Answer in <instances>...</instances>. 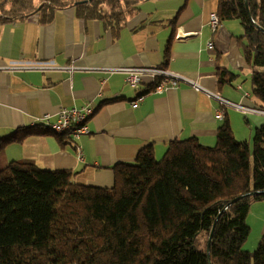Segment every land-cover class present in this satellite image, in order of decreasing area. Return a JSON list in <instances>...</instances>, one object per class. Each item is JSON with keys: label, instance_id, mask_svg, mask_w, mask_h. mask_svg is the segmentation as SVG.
<instances>
[{"label": "crops", "instance_id": "crops-1", "mask_svg": "<svg viewBox=\"0 0 264 264\" xmlns=\"http://www.w3.org/2000/svg\"><path fill=\"white\" fill-rule=\"evenodd\" d=\"M216 10L217 0L142 2L116 39L98 22L79 19L73 8L56 12L47 25L35 16L0 24V171L30 161L41 171H69L75 184L108 188L114 184V168L133 164L140 150L151 147L159 160L174 141L195 139L214 147L226 121L234 138L251 150L263 114L222 108L218 119V101L187 85L156 94L150 92L154 79L148 74L134 89L123 71H109L163 68L231 103L252 107L251 71L238 41L243 29L228 20L213 31L209 18ZM18 63H55L75 70H8ZM220 70L233 75L222 85ZM72 107L94 111L86 123L88 134L75 143L53 135L41 121L47 115L53 123L60 109ZM246 223L250 234L243 250L252 252L264 235V201L251 205Z\"/></svg>", "mask_w": 264, "mask_h": 264}, {"label": "trees", "instance_id": "trees-1", "mask_svg": "<svg viewBox=\"0 0 264 264\" xmlns=\"http://www.w3.org/2000/svg\"><path fill=\"white\" fill-rule=\"evenodd\" d=\"M80 1L0 0V24L35 16L47 25L73 8L116 39L149 0L75 6ZM216 15L243 29L238 41L251 71L252 108L264 112V0H217ZM232 77L220 70L218 84ZM252 142L250 150L237 141L226 121L214 147L174 141L160 161L151 147L140 150L133 164L114 168L111 188L13 162L0 171V264H264V235L254 251L243 250L249 209L264 200V124Z\"/></svg>", "mask_w": 264, "mask_h": 264}, {"label": "built area", "instance_id": "built-area-1", "mask_svg": "<svg viewBox=\"0 0 264 264\" xmlns=\"http://www.w3.org/2000/svg\"><path fill=\"white\" fill-rule=\"evenodd\" d=\"M219 18L216 13L212 14L209 18V25L213 31L219 26ZM187 35H176V39L186 38ZM211 43L208 44V48H211ZM16 69H24V70H37V71H46L51 69H64L68 72H72L75 70L72 66H61L60 64L55 63H32V64H25V63H18L8 70H16ZM110 72L114 71H123L126 75L125 82L129 86L134 89H137L141 84L140 77L148 74L153 79L154 82L151 84L152 86V93L161 94L164 90L168 87H175L179 84L187 85L193 88L198 93H204L208 98L216 99L219 103L220 108L217 111L216 117L218 119H222V108H230L234 109L237 112L242 114H263V111H259L253 109L252 107H245L238 104L231 103L226 99L212 94L205 89H203L196 81H193L183 75L178 73L169 72L163 68H130V69H110ZM239 88V87H238ZM245 97H249V94H244ZM143 99L141 95L136 100L131 102V107L135 108L137 104ZM94 114L93 109L84 107V108H62L57 113L55 120L53 123H50V117L45 115L41 118V121L48 127L49 131L58 137H62L72 143H75L80 139L81 136L88 134V128L86 123ZM77 149V159L79 161L83 160V155L81 149L76 146Z\"/></svg>", "mask_w": 264, "mask_h": 264}, {"label": "water", "instance_id": "water-1", "mask_svg": "<svg viewBox=\"0 0 264 264\" xmlns=\"http://www.w3.org/2000/svg\"><path fill=\"white\" fill-rule=\"evenodd\" d=\"M87 3V1H80V2H77V3H75V6H78V5H83V4H86ZM38 10H36V12H37ZM35 12V13H36ZM254 194H262V193H253V195ZM249 195H252V194H249ZM239 198H241V197H238L237 199H235V200H233L232 202H231V204H233V203H235L237 200H239ZM214 226H215V224H213V226H212V230H211V233H210V235H209V238H208V240H207V247H206V255H207V258H208V256H209V247H210V241H211V237H212V233H213V230H214ZM208 261H209V258H208Z\"/></svg>", "mask_w": 264, "mask_h": 264}, {"label": "rangeland", "instance_id": "rangeland-1", "mask_svg": "<svg viewBox=\"0 0 264 264\" xmlns=\"http://www.w3.org/2000/svg\"><path fill=\"white\" fill-rule=\"evenodd\" d=\"M253 140V139H252ZM253 143V142H252ZM252 143H251V146H252ZM157 160V159H156ZM161 159H159L158 161H160ZM108 188H111V186L110 187H108ZM264 201V200H263Z\"/></svg>", "mask_w": 264, "mask_h": 264}]
</instances>
